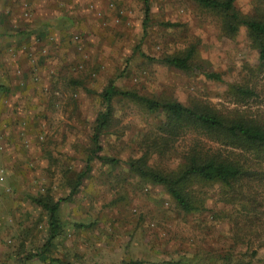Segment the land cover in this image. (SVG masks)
Segmentation results:
<instances>
[{"label": "rangeland", "instance_id": "obj_1", "mask_svg": "<svg viewBox=\"0 0 264 264\" xmlns=\"http://www.w3.org/2000/svg\"><path fill=\"white\" fill-rule=\"evenodd\" d=\"M145 9L143 0H0V264H264V167L242 187L255 209L223 202L211 185L195 188L205 206L186 215L126 162L162 141L169 152L150 165L167 174L197 134L164 141L162 118L122 99L99 154L116 164L92 155L111 86L264 125V69L245 27L231 34L224 16L190 0H151L147 20ZM235 13L264 19V0H236ZM190 50L189 72L164 62ZM41 198L61 203L62 232L46 253Z\"/></svg>", "mask_w": 264, "mask_h": 264}, {"label": "trees", "instance_id": "obj_2", "mask_svg": "<svg viewBox=\"0 0 264 264\" xmlns=\"http://www.w3.org/2000/svg\"><path fill=\"white\" fill-rule=\"evenodd\" d=\"M190 1L205 10L224 16L226 28L231 34L236 35L239 26L245 27L259 51V61L261 68L264 69V19L243 20L235 13L236 0ZM143 4L146 8L147 20L151 0H143ZM195 53V50H190L184 56L166 58L164 62L179 71L189 72ZM207 78L218 80L219 76L207 75ZM242 93L247 96L253 94L250 91H242ZM103 99L106 109L98 115L91 137L92 155L97 159L116 164L117 161L114 159L101 157L99 154L103 152L102 139L112 127L114 101L128 100L149 114L162 118L159 126L160 133L164 135L162 140L172 141L190 133L197 134L198 137L197 143L185 153L183 163L176 170L165 174L151 167L150 162L154 155L160 156L169 152L165 144L162 146V141H154L153 144L145 147L140 157L126 162L131 174L154 186L162 187L176 207L186 215L204 209L205 201L199 199L195 191L196 187L202 186H216L220 189L223 202L233 206L241 205L244 211L257 207V200L249 201L242 187L246 185V181L252 183L257 169L264 167L262 166L264 165V125L259 121L245 118L233 120L206 107L191 108L173 100L147 98L135 92L119 91L114 86L105 92ZM254 158L259 164H252L250 159L254 160ZM92 160L87 164L86 173L91 172ZM84 176L78 177L71 196H75L78 192ZM35 202L50 217V237L44 248L46 253L49 252L53 240L62 232L59 220L61 203H54L52 198L35 199ZM57 262L52 260V264Z\"/></svg>", "mask_w": 264, "mask_h": 264}]
</instances>
